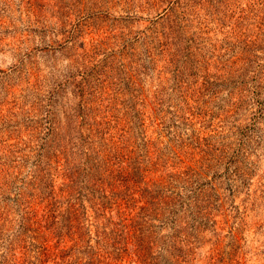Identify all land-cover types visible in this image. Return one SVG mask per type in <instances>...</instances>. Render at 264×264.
<instances>
[{
    "label": "rangeland",
    "instance_id": "1",
    "mask_svg": "<svg viewBox=\"0 0 264 264\" xmlns=\"http://www.w3.org/2000/svg\"><path fill=\"white\" fill-rule=\"evenodd\" d=\"M0 264H264V0H0Z\"/></svg>",
    "mask_w": 264,
    "mask_h": 264
}]
</instances>
